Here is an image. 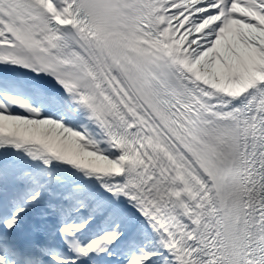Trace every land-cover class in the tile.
<instances>
[{
	"label": "snow or ice",
	"instance_id": "snow-or-ice-1",
	"mask_svg": "<svg viewBox=\"0 0 264 264\" xmlns=\"http://www.w3.org/2000/svg\"><path fill=\"white\" fill-rule=\"evenodd\" d=\"M0 264H264V0H0Z\"/></svg>",
	"mask_w": 264,
	"mask_h": 264
}]
</instances>
